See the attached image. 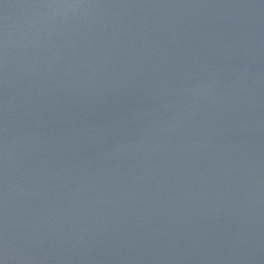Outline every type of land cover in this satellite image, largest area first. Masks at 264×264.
Wrapping results in <instances>:
<instances>
[{
	"label": "water",
	"instance_id": "obj_1",
	"mask_svg": "<svg viewBox=\"0 0 264 264\" xmlns=\"http://www.w3.org/2000/svg\"><path fill=\"white\" fill-rule=\"evenodd\" d=\"M0 264H264V0H0Z\"/></svg>",
	"mask_w": 264,
	"mask_h": 264
}]
</instances>
